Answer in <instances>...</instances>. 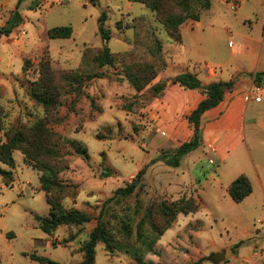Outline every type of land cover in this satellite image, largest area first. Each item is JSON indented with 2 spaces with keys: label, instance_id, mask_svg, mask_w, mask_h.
<instances>
[{
  "label": "rangeland",
  "instance_id": "1",
  "mask_svg": "<svg viewBox=\"0 0 264 264\" xmlns=\"http://www.w3.org/2000/svg\"><path fill=\"white\" fill-rule=\"evenodd\" d=\"M85 1L23 0L17 7L18 0H0V29L15 9L22 16L0 36V142L15 132L29 140L42 119L53 133L25 144L31 157L19 148L14 167L2 164L12 176L0 175V264H51L31 259L33 252L60 264L81 261L100 211L112 248L98 241L94 264H264L261 195L235 202L225 187L235 169L250 163L249 153L247 160L237 152L221 161L218 141L202 129V144L182 155L179 166L167 162L193 134L186 118L189 89L175 82L176 75L190 71L203 84L232 79L234 72L247 76L248 37L263 32L259 3L246 0L238 10L212 0L199 20L178 26L176 40L143 3ZM181 2L163 4L177 17ZM103 10L110 64L97 59L105 44L97 23ZM61 25H72L70 37L48 36L49 28ZM41 62L50 65L48 76ZM130 75L144 83L140 90ZM42 76L55 88V107L31 95ZM259 139L264 136L250 141L253 153ZM143 167L135 191L113 197ZM54 175L61 184L49 196L90 219L48 234L36 215H49L41 178Z\"/></svg>",
  "mask_w": 264,
  "mask_h": 264
},
{
  "label": "trees",
  "instance_id": "2",
  "mask_svg": "<svg viewBox=\"0 0 264 264\" xmlns=\"http://www.w3.org/2000/svg\"><path fill=\"white\" fill-rule=\"evenodd\" d=\"M23 0H18L17 7ZM93 4L96 3V0H89ZM135 2L143 3L146 7H149L150 10L154 11L158 19L164 25L168 34L176 40H179L180 33L178 26L185 22L188 19L199 20L201 17V10L208 9L212 5L211 0H182V14H179L175 17V14L170 13L164 8L165 0H132ZM9 21L0 29L1 35H8L12 29L22 21V16L20 12L15 9L10 15ZM107 12L102 11L98 17V32L101 35V38L104 41V46L100 53L97 55V59L101 64H110L113 62V55L110 53V49L107 45L108 40L111 37L109 28L105 26V21L107 20ZM73 32L72 25H61L54 26L48 29V36L51 38H67L70 37ZM42 71L41 74L50 73V65L45 62H41ZM155 77V75H153ZM130 80L134 86L140 90L144 83H141L139 78L136 75H130ZM175 82L185 88V89H202L205 92V97L199 101L197 106L186 116L189 124L193 126V134L190 139L183 141L177 148L175 155L167 160L169 165L174 167L180 165V157L184 154H187L195 149H197L203 141L202 136V127H201V116L202 114L212 108L217 106L225 96L227 90L232 89L235 85V79L229 80H214L207 84H203L201 80L192 72L185 71L181 72L175 77ZM254 82L256 85L264 83V71H258L254 75ZM34 87L32 88L31 95L44 107L48 108L50 106L55 107L57 103V93L55 88L50 86L47 83V80L43 78L42 81L35 82ZM158 90L161 89L160 86L156 87ZM31 138L35 140L40 139L42 136L49 138L51 130L45 125L44 119L40 120L34 127ZM21 132H15L12 135L7 136L5 142H0V175L6 177L12 176V171L10 168L4 167L2 164L9 167L15 166V159L13 151L15 149H24L28 156L31 157V153L25 147V144L29 141ZM38 145H41L39 142ZM52 171V169H49ZM53 173V171H52ZM145 173V167L141 168L136 176L125 186L119 187L115 190L114 196L123 195L127 196L132 194L137 188L142 175ZM54 174V173H53ZM42 189L47 193V200L50 203V211L48 216L36 215V219L39 221V227L46 233H52L59 225L61 224H82L90 219L88 215L79 212L75 209H68L62 206L58 199H53L52 196H49L51 188L61 183L57 179L56 175L54 177L42 176ZM253 190L251 180L245 173L238 175L229 185L227 191L230 197L235 202L242 201L246 196H248ZM112 197V198H113ZM196 207V206H195ZM177 211H180L178 209ZM103 211H100L99 216L97 217L96 226L90 232V237L85 243L84 257L81 261L74 264H94L95 263V245L98 241L106 242V249L111 250L112 245L109 241V238L106 234V229L102 220ZM28 254V253H27ZM213 255V254H212ZM212 255L209 256L212 259ZM30 258L37 260L41 263H51V264H60L59 262L52 260L46 256H40L37 253L33 252L30 254ZM202 259L195 261L193 264H198Z\"/></svg>",
  "mask_w": 264,
  "mask_h": 264
},
{
  "label": "crops",
  "instance_id": "3",
  "mask_svg": "<svg viewBox=\"0 0 264 264\" xmlns=\"http://www.w3.org/2000/svg\"><path fill=\"white\" fill-rule=\"evenodd\" d=\"M243 1L246 0H225L232 6L236 4L238 10L242 7ZM254 1L259 3L262 8L263 32L259 38L248 37L249 51L247 54L249 57L247 59L250 61V68L246 72L247 76L243 77L234 72V76L231 77L235 79L232 90L225 94L224 99L217 106L206 110L201 116V127L205 138L216 139L219 143L215 154L221 161L225 162L229 156L237 152L249 153L251 157L250 163L235 169L229 181L225 183L227 189L241 173H245L249 177L253 190L242 201L248 200L256 194L261 195L264 201V139H259L260 145L254 153L250 144L252 138L264 136V88L262 91L255 90L257 85L254 82L255 73L264 71V68L260 66L264 51V0ZM86 3L90 2L87 0ZM241 16L246 19L249 17L245 14H241ZM229 45L234 44L229 42ZM250 71L252 72L249 74ZM220 79L226 80L219 76L217 80ZM188 92L190 108L187 113L189 114L204 96L196 89H189ZM247 94H251V97L246 100L245 95ZM259 134L260 136H258ZM243 143L245 147L242 145ZM242 157L247 160L248 154L247 156L243 154ZM220 182L222 183L221 180Z\"/></svg>",
  "mask_w": 264,
  "mask_h": 264
},
{
  "label": "built area",
  "instance_id": "4",
  "mask_svg": "<svg viewBox=\"0 0 264 264\" xmlns=\"http://www.w3.org/2000/svg\"><path fill=\"white\" fill-rule=\"evenodd\" d=\"M230 44H232V42L230 41ZM262 88H264L263 86H256L255 87V90H258V91H262ZM251 97V94L248 95L247 99H249Z\"/></svg>",
  "mask_w": 264,
  "mask_h": 264
},
{
  "label": "water",
  "instance_id": "5",
  "mask_svg": "<svg viewBox=\"0 0 264 264\" xmlns=\"http://www.w3.org/2000/svg\"><path fill=\"white\" fill-rule=\"evenodd\" d=\"M225 255H227V252L225 253Z\"/></svg>",
  "mask_w": 264,
  "mask_h": 264
}]
</instances>
